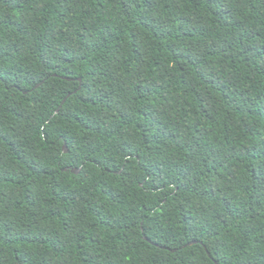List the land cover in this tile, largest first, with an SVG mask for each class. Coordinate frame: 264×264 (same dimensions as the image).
Instances as JSON below:
<instances>
[{"label":"trees","instance_id":"16d2710c","mask_svg":"<svg viewBox=\"0 0 264 264\" xmlns=\"http://www.w3.org/2000/svg\"><path fill=\"white\" fill-rule=\"evenodd\" d=\"M0 264H264V0H0Z\"/></svg>","mask_w":264,"mask_h":264},{"label":"water","instance_id":"95a60500","mask_svg":"<svg viewBox=\"0 0 264 264\" xmlns=\"http://www.w3.org/2000/svg\"><path fill=\"white\" fill-rule=\"evenodd\" d=\"M64 101V100H63ZM63 101L61 102V104L63 103ZM60 104V105H61ZM58 112V110H55V114ZM67 150H66V148H65V146L63 147V152L65 153ZM70 170V172L71 173H73V174H77V173H79V169H69ZM63 171H66V169H63ZM145 240H146V238H145ZM196 242H192V243H190V244H188V245H192V244H195ZM173 252H174V250H172Z\"/></svg>","mask_w":264,"mask_h":264}]
</instances>
